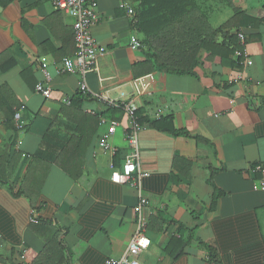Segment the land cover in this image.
<instances>
[{
    "label": "crops",
    "instance_id": "1",
    "mask_svg": "<svg viewBox=\"0 0 264 264\" xmlns=\"http://www.w3.org/2000/svg\"><path fill=\"white\" fill-rule=\"evenodd\" d=\"M118 1L99 0L91 34L107 54L98 74L87 77L91 91L116 105L86 96L75 117L60 116L80 93V76L62 71V60L76 51L73 19L53 0L0 5V175L11 179L0 182V264H35L44 223L61 231L62 264H103L123 255L138 197L134 188L114 184L111 174L129 153L132 121L124 110L109 109L132 99L140 115V169L148 174L142 192L151 240L138 262L213 264L209 246L220 264H264L263 1L233 0L256 21L242 28L252 65L234 58L230 65L202 51L193 76L157 68L147 46L130 49L131 36L145 45L134 26L139 5L133 1L130 18ZM195 1L215 30L232 17L222 0ZM42 70L50 74L48 98L35 92L45 81ZM139 79L150 84L141 96ZM102 119L119 123L113 137ZM81 135L74 180L55 160L71 137ZM102 140L115 147L114 155L99 147Z\"/></svg>",
    "mask_w": 264,
    "mask_h": 264
},
{
    "label": "trees",
    "instance_id": "2",
    "mask_svg": "<svg viewBox=\"0 0 264 264\" xmlns=\"http://www.w3.org/2000/svg\"><path fill=\"white\" fill-rule=\"evenodd\" d=\"M222 1L231 7L233 15L215 30L198 14L195 0H136L139 7L134 26L138 32L143 34L154 65L169 75L193 76L194 70L200 63L199 55L202 51L207 52L210 57H219L227 60L230 65H234L231 63V58H234V52L239 50L240 46L232 31L251 27L256 21L241 10L234 8L233 0ZM262 1L264 3V0ZM12 2L14 0H0V5L5 6ZM220 36L223 40L221 44H218L217 40ZM85 97L79 93L78 97L71 100L68 108L61 110L60 116L67 117V114H70L75 117ZM109 110L113 113L116 111L122 113L123 107L119 110L114 108ZM136 118L139 121L140 115L136 114ZM81 137L82 135L71 137L55 160L56 165L74 180L80 175L79 167L81 166H79L75 152L84 145ZM10 180L0 175V182L3 184H9ZM38 224L36 222V225ZM44 225L40 232L44 248L35 264H62L63 247L59 242L61 231L45 223ZM206 248L210 262L220 264L217 252L209 246Z\"/></svg>",
    "mask_w": 264,
    "mask_h": 264
},
{
    "label": "built area",
    "instance_id": "3",
    "mask_svg": "<svg viewBox=\"0 0 264 264\" xmlns=\"http://www.w3.org/2000/svg\"><path fill=\"white\" fill-rule=\"evenodd\" d=\"M134 0H119L118 6L120 9L125 10L128 17H135V11L133 8ZM98 3L99 0H53L54 7L73 19V31L75 37L76 51L72 58H66L62 60V71L66 74H77L80 76V88L79 91L85 96L92 97L99 101L108 102L111 106H115L116 103L110 100L107 96L99 95L91 91L87 85V77L89 74H98V61L103 58L107 51L99 45L91 34V28L98 23ZM234 35L237 37L239 50L234 52V59L239 64L252 65L248 52L245 49L246 35L243 29H237L234 31ZM130 49L133 51L146 50L144 45L136 36L130 37L129 43ZM45 81L40 82L35 87V92L48 98L51 93L50 87L47 83L50 81V74L46 70H42ZM102 83L103 79H99ZM137 87V96H141L148 91L150 86L146 79H139L135 81ZM124 96V94H122ZM137 100V99H136ZM136 100H129L127 103L122 104L119 107H123L124 112L130 117L132 126L130 131L126 134L127 147L129 153L124 158L123 164L120 170H115L111 174V181L117 185H128L134 188L137 192L138 201L133 210L134 215V233L131 237L128 246L120 258L107 259L103 264H140L138 257L146 252L150 245L151 240L147 235L148 222L145 219V208L147 201L142 192V180L148 177V174L141 172L140 169V148H139V133L141 127L137 123L136 114L138 112V106ZM156 116H159L157 114ZM14 121L16 123L17 130L22 129L20 123L19 113H14ZM102 125L108 126V136L113 137L116 133L119 123L115 121H109L102 119ZM99 147L111 154L116 153L115 147L108 144L105 140L99 141ZM261 167H256L255 171H260ZM31 223H35V219H30Z\"/></svg>",
    "mask_w": 264,
    "mask_h": 264
},
{
    "label": "rangeland",
    "instance_id": "4",
    "mask_svg": "<svg viewBox=\"0 0 264 264\" xmlns=\"http://www.w3.org/2000/svg\"><path fill=\"white\" fill-rule=\"evenodd\" d=\"M247 1H250L251 3H255L254 0H247ZM256 1V0H255ZM257 1H261V0H257ZM228 9V8H227ZM233 11V10H232ZM233 15V13H232ZM242 29V28H241ZM235 31V30H234Z\"/></svg>",
    "mask_w": 264,
    "mask_h": 264
}]
</instances>
